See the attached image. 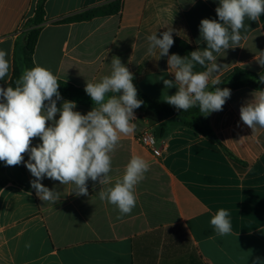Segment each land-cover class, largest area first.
<instances>
[{"label": "crops", "instance_id": "0c3cea01", "mask_svg": "<svg viewBox=\"0 0 264 264\" xmlns=\"http://www.w3.org/2000/svg\"><path fill=\"white\" fill-rule=\"evenodd\" d=\"M38 1L0 0V49L11 64L0 86L12 78L25 25ZM104 6L115 12L58 22ZM217 6L218 0H47L34 64L84 89L86 81L109 75L118 57L134 74L138 92L169 105L164 99L176 88L165 89L160 79H173L167 57L159 58L158 51L148 55L147 37L172 28L174 42L204 48L200 21L218 19ZM245 26L240 44L220 53L221 80L235 68L264 71L256 62L264 51V15L255 22L246 18ZM256 90H234L223 110L210 114L214 141L175 117L152 125L141 117V107L136 109L135 132L121 138L109 174L114 183L133 155L150 165L136 186V207L127 215L99 198L98 182H88V196H77L71 194L72 185L45 178L42 183L59 192L60 200L52 204L36 196L24 164L6 166L10 183L0 192V264H253L257 258L264 264V128L253 132L239 112ZM62 97L75 101L82 114L95 106L89 96ZM157 127L164 128V136H158L160 156L138 140ZM39 142L34 139L33 146ZM221 208L232 224L226 236L217 235L210 224Z\"/></svg>", "mask_w": 264, "mask_h": 264}, {"label": "clouds", "instance_id": "9594fccd", "mask_svg": "<svg viewBox=\"0 0 264 264\" xmlns=\"http://www.w3.org/2000/svg\"><path fill=\"white\" fill-rule=\"evenodd\" d=\"M215 12L218 19L200 21V37L206 47L186 56L169 54L174 45L172 28L147 37V54L158 51L159 58L167 57L173 79H160L165 89L175 87L176 91L164 101L178 111L198 107L207 116L223 110L232 92L219 87L223 83L219 73L225 65L218 63V58L240 44L246 18L255 22L264 15V0H218ZM7 57L8 53L0 49V81L10 73ZM256 62L264 68V51L259 52ZM197 65L204 70L196 71ZM134 78L121 59L114 57L109 75L96 82L86 81L84 91L95 106L82 114L75 110V101L63 99L60 83L51 70L40 65L25 69L14 86H0V162L6 166L24 164L34 178L30 185L43 202L55 204L60 200L55 188L42 183L45 178L61 186L72 185L71 194L77 196H88V182L92 181L102 186L98 192L102 201L114 205L121 216L130 214L136 207V186L150 168L148 161L133 155L114 183L109 174L112 153L122 137L135 132V110L144 103L138 98ZM259 82L264 83V75H260ZM251 96L239 112L242 123L254 132L264 128V89ZM36 138L40 142L33 146ZM105 185L111 186L104 188ZM229 215L221 208L211 217L210 224L217 235L232 232Z\"/></svg>", "mask_w": 264, "mask_h": 264}, {"label": "trees", "instance_id": "16d2710c", "mask_svg": "<svg viewBox=\"0 0 264 264\" xmlns=\"http://www.w3.org/2000/svg\"><path fill=\"white\" fill-rule=\"evenodd\" d=\"M47 0H39L34 16L28 20L25 25L24 33V42L22 43V58L23 66L25 69H31L35 66L34 64V52L38 42L42 26L45 23V4ZM113 6H104L99 8H94L88 10L84 13H79L74 16L65 18L58 22H82L86 20H91L97 16H106L114 13L115 11L112 8ZM19 46V48H20ZM18 48V49H19ZM195 49L190 45L181 41L179 39L175 40L174 45L172 46V53L178 54L180 56H186L191 51ZM196 71H203L204 69L197 65ZM21 66L18 63V51H17V61L14 67L13 75L10 82L6 86H14L15 80L19 78L22 74ZM260 75H264V71L261 73L250 72L242 68H235L229 75L222 79L223 83L219 85L220 88H229L231 92L237 90L241 87H252L255 89H264V83L259 82ZM249 79V80H247ZM60 83L59 92L61 96L72 97L74 95H85L88 96L84 89L78 88L71 83L58 79ZM5 86V87H6ZM138 98L143 100V105L141 106V117L147 119L152 125H161L165 121L169 120L172 117H175L177 121L181 124H184L188 127L198 129L203 135L211 140H215L210 128L209 118L210 115H203L200 113L198 107L190 108L187 111H178L173 106L161 104L154 99L144 95L143 93L138 92ZM164 136V128H161L159 138ZM6 165L4 162H0V192L1 190L10 183V180L5 175Z\"/></svg>", "mask_w": 264, "mask_h": 264}, {"label": "built area", "instance_id": "2783aa9c", "mask_svg": "<svg viewBox=\"0 0 264 264\" xmlns=\"http://www.w3.org/2000/svg\"><path fill=\"white\" fill-rule=\"evenodd\" d=\"M138 140L140 143L148 149H151L156 156L162 154L161 148L158 147V136L156 135L155 129L146 130L139 135Z\"/></svg>", "mask_w": 264, "mask_h": 264}, {"label": "rangeland", "instance_id": "374dc122", "mask_svg": "<svg viewBox=\"0 0 264 264\" xmlns=\"http://www.w3.org/2000/svg\"><path fill=\"white\" fill-rule=\"evenodd\" d=\"M22 61H23V58H22V46H20V48L18 49V63H19V66H21V70L23 72L25 70V67L23 66V62ZM247 80H249V79H247Z\"/></svg>", "mask_w": 264, "mask_h": 264}, {"label": "water", "instance_id": "95a60500", "mask_svg": "<svg viewBox=\"0 0 264 264\" xmlns=\"http://www.w3.org/2000/svg\"><path fill=\"white\" fill-rule=\"evenodd\" d=\"M155 131H156V135H157V136H160L161 128H160V127H157V128L155 129Z\"/></svg>", "mask_w": 264, "mask_h": 264}]
</instances>
